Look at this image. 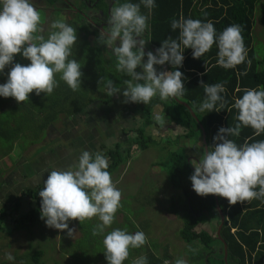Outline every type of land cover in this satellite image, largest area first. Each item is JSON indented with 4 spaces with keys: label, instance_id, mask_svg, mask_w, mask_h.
Instances as JSON below:
<instances>
[{
    "label": "clouds",
    "instance_id": "obj_1",
    "mask_svg": "<svg viewBox=\"0 0 264 264\" xmlns=\"http://www.w3.org/2000/svg\"><path fill=\"white\" fill-rule=\"evenodd\" d=\"M141 5L150 14L156 7V0H139V3L116 0L107 26L96 38L115 56L116 70L130 77L123 80L122 89L109 81L108 95L120 92L123 103L143 104H148L154 96L161 101L182 96L184 74L179 68L187 48L192 49L193 58H201L215 44L218 51L213 66L225 69L236 68L246 61L247 49L239 24H230L217 32L211 20L186 18L183 14L171 20L172 30H179L178 37L164 39L155 52L146 53L143 35L150 30V15L141 12ZM41 20V11L31 0H0V74L6 67L9 69L7 79L0 83V97H13L19 103L28 99L33 90L36 95L41 92L49 95L58 84L56 74L73 91L81 87V65L70 58L77 42V29L59 17L51 22L45 38L37 35ZM16 54L30 63L17 62ZM165 63L175 66V70L158 71L155 67ZM202 84L205 95L199 110L219 111L224 107V83ZM232 107L237 110L234 125L220 127L213 136V145L203 149L198 161H192L194 171L189 176L192 189L200 196L214 194L226 198L229 205L253 199L264 202V139L251 143L246 140L238 145L230 138L239 137L244 127H251L255 136L264 133V86L243 90ZM155 119L159 121L160 117L157 115ZM108 167V157L102 151L84 149L76 163L68 168H52L38 192L39 212L46 226L67 229L69 236L73 233L70 220L82 222L95 217L98 222L92 234L103 235L107 264H123L130 249L144 246L147 237L142 230L129 232L118 227L105 233L121 207V191L113 183ZM189 251L195 253L197 250L189 246ZM7 259L13 261L15 258L9 253ZM132 264H148V259L141 255L133 259ZM174 264L188 262L180 257Z\"/></svg>",
    "mask_w": 264,
    "mask_h": 264
},
{
    "label": "trees",
    "instance_id": "obj_2",
    "mask_svg": "<svg viewBox=\"0 0 264 264\" xmlns=\"http://www.w3.org/2000/svg\"><path fill=\"white\" fill-rule=\"evenodd\" d=\"M62 1L64 0H48V3L60 17H63L64 12L66 16L72 12L76 17L65 21L77 29V42L73 46L70 58H75L81 65L83 73L81 87L73 91L59 79V74H56L58 84L49 95L43 92L36 95L33 90L29 93L28 99L19 103L13 97H0V158L7 157L9 160V156L15 148H18L17 146L21 149L27 148L22 140H29L31 143L33 141L32 145L39 143L40 136H44L45 140L46 130L50 126L64 119H70L76 114L87 112L94 104L99 108L110 106L116 94L108 95V82L112 81L114 86L123 87V80L130 78L116 70L115 56L110 49L98 43L96 39L102 30L101 26L104 28L107 26V18L116 0H74L78 2L77 4L68 0L65 5L59 4L64 3ZM262 1L156 0V7L150 14L148 9L141 5V12L150 15V30L143 35L149 48H158L161 41L169 37L176 39L179 30H172L171 20L178 19L183 14L186 18L190 16L194 19L211 20L217 32L230 24H239L247 49V58L236 68L225 69L218 65L213 66L218 51L215 44L201 58H193L192 49H185L184 60L179 68L184 74V94L180 97H170L166 101H161L158 96H154L148 104L140 103L142 122L133 131L124 132L125 137L132 135L131 141L127 144L117 143L109 148L102 147V152L108 157V171L113 175L122 165L129 162L135 151H144L152 144H156V141L147 133V128L154 123L152 109L160 104L164 106L165 122L173 128L184 129L183 138L196 141L192 148L180 146L177 150H172L169 161L165 164L166 167L164 166L168 171L167 178L170 185L181 191L178 197L171 198L168 212L178 216L183 222L178 233L179 239L197 250L192 253L188 247L187 255L189 254L191 264H264V202L253 199L250 202L229 205L226 198L214 194L197 195L189 179L194 171L192 161H198L205 149L200 126L206 132L209 148L213 145V136L217 134L220 127H229L236 122L237 110L232 107L234 99L241 96L243 90L247 88L264 86V70L260 69L263 62L258 59L253 47V29L257 15L259 18L261 14L260 24L264 31V3L262 8H258V4ZM133 2L139 3V0H133ZM68 10L71 11L68 12ZM204 12L207 13L206 16L203 15ZM15 60L21 64L30 63L20 54H16ZM155 67L158 71L163 70V66ZM166 69L167 71L175 70V66L167 63ZM8 70L6 67L4 73L0 74V83L7 79ZM139 70L138 68L137 71ZM202 82L224 83L225 92L222 93L224 107L219 108V111L206 113L199 110L205 95ZM183 103L191 107L196 117ZM253 132L251 127H244L239 137L230 138L234 139L238 145L246 140L251 143L264 139V133L255 136ZM7 167L9 168V165L6 169ZM6 169L3 175L0 173V179L7 172ZM2 184L3 182L0 181L1 186ZM41 188L23 191V196L18 198L11 210L4 206L0 208V232L8 229L9 219H12L13 231L26 234L41 225L43 221L39 212L41 198L38 195ZM24 197H27L29 204L34 203L35 206L22 214L20 209ZM217 204L220 205L225 219L219 236L217 232L222 218ZM79 224L78 222L80 228ZM198 227L202 229L199 231ZM223 242L227 246V262ZM140 249L138 252L141 251ZM156 252L148 249L143 252L148 259V264H165L168 254L159 257ZM43 256L42 250H36L18 264H44ZM0 264H17V262L6 260L1 262L0 259Z\"/></svg>",
    "mask_w": 264,
    "mask_h": 264
},
{
    "label": "rangeland",
    "instance_id": "obj_3",
    "mask_svg": "<svg viewBox=\"0 0 264 264\" xmlns=\"http://www.w3.org/2000/svg\"><path fill=\"white\" fill-rule=\"evenodd\" d=\"M35 1L31 0L35 7L44 6V2L37 4ZM263 3L264 0L258 4V8ZM47 8L48 6L45 5L40 10L42 15L40 26L48 15ZM68 14L66 19L76 18L72 12ZM93 14L94 12L91 16ZM258 16L253 29V47L258 59L263 62L260 69L264 70V31L260 24L261 14L259 18ZM54 20L56 19L53 18L52 21ZM46 26L40 27L42 30L39 31L40 34ZM103 28L101 26V29ZM94 43L97 44L96 41ZM145 49L155 52L154 48H149L147 42ZM123 100L124 97L119 96L117 103L107 109L109 112L104 111L101 115L94 109V104L89 111L76 114L70 119H64L50 126L46 130L45 140L44 136H40L39 143L34 145H32L33 141L31 143L29 140H22L27 148L21 149L17 146L18 148H15L9 156V160L7 157H1V175L7 165L9 168L7 167V172L0 179L3 182L2 186L0 185V208L4 206L9 210L13 209L19 196H23V191L43 187L48 171L52 168H68L76 163L82 150L101 151L100 145L108 142L105 141L106 138L114 141L120 140L124 144L129 143L131 137H123L119 128L137 127L139 117L136 118L135 114L132 118L122 111ZM100 117L104 118L102 122L99 121ZM159 129L158 132L161 134L163 128ZM158 132L155 131L154 135L152 134L157 139ZM96 146L99 147L96 148ZM160 146L154 143L149 149L135 151L129 162L111 175L113 183L121 191V207L117 210L112 225L106 227L105 233L118 227L126 228L129 232L142 230L147 237V243L141 249H130L129 257L123 264H132L136 257L145 256L143 252L147 249L157 251L159 257L168 254L165 261L169 264H174V261L180 257L191 264L189 254L187 255L189 245L181 241L178 235L183 222L178 216L168 212L171 198L178 197L181 193L179 189L170 185L167 178L168 171L165 169L172 149L164 150ZM34 206V203L29 204L27 197H24L20 213L25 214ZM11 221L12 219L7 221L8 229L0 232L1 262L9 261L7 254L11 253L15 258L13 261L18 264L34 251L42 250L44 264H107L103 252V235L94 236L92 234V228L98 222L95 217L82 222L77 219L70 220L69 227L73 229L71 236L68 235L67 229L59 230L46 226L44 220L28 234L13 231ZM201 229L198 227L199 231ZM139 249L142 253L138 252Z\"/></svg>",
    "mask_w": 264,
    "mask_h": 264
},
{
    "label": "crops",
    "instance_id": "obj_4",
    "mask_svg": "<svg viewBox=\"0 0 264 264\" xmlns=\"http://www.w3.org/2000/svg\"><path fill=\"white\" fill-rule=\"evenodd\" d=\"M71 1L74 2V0H71ZM35 2L37 4H40V2H44V5H45V1H42V0L41 1H37L36 0ZM43 7L44 6H38L36 8L40 10V8H43ZM47 11H48L47 12L48 15H47L46 19L43 21V24L40 27H42L44 25H47V26L45 27V30L43 32H41V34L38 32L37 35L47 36L48 35V31H49V26L48 25L51 24L53 18L57 19V18L60 17L59 14H58V12L55 9H53V8H50ZM63 18L65 20L67 18V16L65 15V12L63 13ZM40 31H42V30L40 29ZM166 65H167V63L165 65H163V70H165V71H167ZM121 89H122V87H121ZM119 93L120 92L116 93V95L113 98V102H112V104L110 106H105V107H100L99 108V106L96 105V107L94 109L97 110V112H98L99 115H101L104 111H108L107 109H109L112 105H114V103H117V100H118L119 96L122 95L121 93L119 95ZM123 104H124V106H123L122 111L125 114L130 115L132 118H134V115L135 114L137 115L136 118L139 117V122L137 123L138 124L137 127H138L140 125V122H142V114H141L140 109H139L140 103H132V102H129V103H123ZM183 104H186V103H183ZM152 113H153V122L154 123H153L152 126H150V127L147 128V133L152 137V139H154L156 141V144L157 145H159V144L161 145L160 148H162L164 150L165 149H168V148L169 149H172V150H177L180 146L186 147V148L187 147L188 148H192V147L195 146L196 141L194 139H188L187 140V139L183 138L184 133H185L184 129H182L180 127L173 128L172 126H170L169 124H167L165 122V117H164V114H163L164 113V106L162 104L155 106L152 109ZM157 115L160 117V120L159 121H157L155 119V117ZM103 119L104 118L100 117L99 121L102 122ZM161 124H163V125H161ZM109 125H111V122L110 121H109ZM161 126H163V127H161ZM137 127L132 128V129H125L123 127V128H119V130L121 131L123 137H125L124 136V132L133 131ZM159 128H163V130L161 131V134L158 132L160 130ZM200 128L202 130V135H203V130L204 129L201 126H200ZM155 131L158 132V139L153 136ZM128 137H131V136H128ZM178 137H180V139H177ZM101 139L103 140V137H101ZM105 141H108V142L100 145V148L101 149H102V147L109 148V147H113L117 143H122V142H120V140H116L117 141L116 142L114 140H108L107 138H106ZM165 143H166V145H165ZM97 147H99V146H96V148ZM90 152H93V151H90Z\"/></svg>",
    "mask_w": 264,
    "mask_h": 264
},
{
    "label": "water",
    "instance_id": "obj_5",
    "mask_svg": "<svg viewBox=\"0 0 264 264\" xmlns=\"http://www.w3.org/2000/svg\"><path fill=\"white\" fill-rule=\"evenodd\" d=\"M184 105H185L186 107H188V109L191 111L192 115H193L194 117H196L195 114H194V112L192 111L191 107H189L187 104H184ZM203 142H204V145H205V149H207L208 146H207V140H206V133H205L204 130H203ZM217 209H218L219 214H220V216H221V218H222V219H221V224H220L219 229H218V232H217V234H218V236H219V235H220V231H221V229H222V226H223V224H224L225 219H224V214H223V212H222V210H221L219 204H217ZM223 243H224V249H225V261L227 262V246H226L225 242H223Z\"/></svg>",
    "mask_w": 264,
    "mask_h": 264
},
{
    "label": "flooded vegetation",
    "instance_id": "obj_6",
    "mask_svg": "<svg viewBox=\"0 0 264 264\" xmlns=\"http://www.w3.org/2000/svg\"><path fill=\"white\" fill-rule=\"evenodd\" d=\"M37 1H41V0H37ZM42 1H45V2H46L45 5L48 6L47 10H49V9H50V6H49L50 4L48 3V0H42ZM67 1H68V0H64V1H62V2H64V3H59V4H61V5H65V4H66L65 2H67ZM69 1H70V0H69ZM72 2H73V1H72ZM74 3L77 4L78 2H77V1H74ZM45 5H44V6H45ZM42 9H43V8H40V10H42ZM69 11H71V10H68V12H69ZM87 20H88V19H87Z\"/></svg>",
    "mask_w": 264,
    "mask_h": 264
}]
</instances>
